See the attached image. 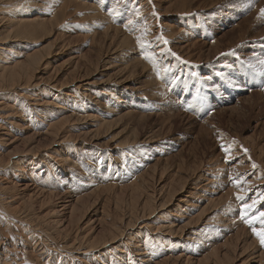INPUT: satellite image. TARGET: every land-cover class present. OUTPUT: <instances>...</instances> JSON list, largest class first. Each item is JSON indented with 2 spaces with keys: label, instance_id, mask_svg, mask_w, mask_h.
Returning <instances> with one entry per match:
<instances>
[{
  "label": "rangeland",
  "instance_id": "1",
  "mask_svg": "<svg viewBox=\"0 0 264 264\" xmlns=\"http://www.w3.org/2000/svg\"><path fill=\"white\" fill-rule=\"evenodd\" d=\"M41 1L43 0H34L29 5V9L25 10L28 13L37 11L38 14L43 15L44 11L47 12L48 9L46 8L48 6H45V8L40 3ZM96 1H99L101 4L100 7L103 9L105 16L110 19L109 21L113 18L116 20V23L113 24L114 26L116 24L119 26L125 22H131L134 24L133 27L137 29L136 32L141 34L139 37L143 38H141V44H147L145 45L146 48L144 46L143 52L140 47L134 50L135 52L131 51L136 48V45H132V43L125 46L122 45L118 49L121 51L124 48L121 51L125 59L122 60V63L124 66L129 65L130 68L128 70L130 74L132 73V81L128 85L130 87L128 90L119 88L115 84L112 87L114 90L117 89L119 94L121 92L120 98L129 102L130 106H132L134 117L132 116V119L129 118L130 120L123 118L124 120L120 121L118 127L114 126L107 131L106 138L109 140L117 139L121 142L129 138L131 140V143L129 142L131 147L129 146L128 148H131L134 153L144 152V154H150L153 147L145 142V140L149 136L153 137V141L155 140L156 142L154 143L155 146L161 151L163 150L165 156L163 162L165 165L163 169L164 173L162 170L156 171V174L155 171H150L153 174L149 173V177H145V182H143V184L146 183V186L143 185V189L146 192H143V189L141 191L137 189L133 190L132 187L129 189L130 183H125L123 186L125 185L126 189L116 190V192H112L113 194L110 193L109 196L106 193L100 195L84 193L78 196L66 187L65 189L53 190V196H50L48 193H51V191H44V193L43 189H39L40 185L36 181L37 176L41 175V172L43 174L46 169L44 162L54 152L53 148L56 147L54 144L57 142L53 141L52 135H48L47 137V134H44L42 131L30 127L28 125L29 122L13 118L15 124L12 125L10 136L14 137V139L16 137L17 140L14 141L8 137L10 141L7 140V145L3 149L0 146V156L3 155L1 157L2 160H0V163H2L0 165V185H9V189L3 193L4 197L16 198L18 196L14 207L23 204L24 209L22 212L28 211L35 221H39L43 225L42 227L45 231H49H47L48 234L52 232L51 235L58 236L57 238L60 236L61 239H58L60 242L67 239V237L72 240L83 238L82 236L90 232L94 239L101 240L107 234V226L121 222V219H124V222L127 221L124 216L128 212L129 204L132 207L135 205L141 208L147 195L153 193L156 197L155 201L160 200L161 194L158 193L159 185L163 186L165 183L164 185L170 184L171 187L170 182H173V179L176 178L181 179L180 187L185 186L186 188L194 181H199L202 184L204 178L208 177L210 172L213 173L214 168H217V174L223 178L222 183L225 184L226 182L224 189L227 191L229 188V190L234 191L236 185L233 182H238L241 175L249 171V169H253L252 165H255L256 178L257 180L260 179L258 182L261 183L257 182L254 190L249 193V200L253 195V200H257V204L259 205L256 213L264 211V199H260L261 193H264V76L260 75L261 72H264V64L260 63L264 61V16L261 15V10L264 9V0H160L161 2L159 0H90L89 2L93 4ZM84 2L86 1L84 0ZM6 6V4L1 3L0 15L2 14L1 10ZM72 7L77 11V17L91 13L90 9L84 11V9H77V6L72 5L70 8ZM70 8L68 13L75 12ZM144 8H146L143 11L145 13L140 10ZM139 10L141 13L136 15ZM44 15L48 16L50 14L47 12ZM69 18L63 20L60 17L61 20L59 19L58 23L53 22L54 30H48L47 34L42 31L43 34L40 32L34 38V41L39 42V46L36 49L45 48L42 50L43 54L55 58L51 60L50 68L45 71L42 78L47 83L59 81L58 83L62 84V86L57 82L55 83L59 85L58 89L60 90H65L66 88L63 86L70 83L72 79L68 78L69 73H65L67 67L63 66L62 70L55 68L56 61L63 63L65 60L73 57V55H77L82 59L78 64H73L79 70L82 68L88 69L87 71L90 72L91 76L101 72L105 61L110 64L109 67L113 66L114 68L116 64L119 65V62H115L112 56H110V60L106 55V51L104 50L105 48L107 50L108 45L103 38V40H100L101 36H97V33L96 36L94 35V38L91 37L94 40L92 41L87 30H69L71 25H68L69 29H67V24L70 21ZM64 21L66 22L64 23ZM174 24L173 30H169L168 28ZM112 29L113 27L111 28V36L113 35L112 37L115 38L116 43L120 42L119 35L117 36L114 33L115 28ZM59 31L63 32L59 33ZM159 32L160 34H158ZM153 34L156 41L163 44L162 52L159 55L153 54L154 47L146 42L147 36ZM63 37L64 39H68L63 41ZM96 38L99 40L98 42ZM164 41H167V43H164ZM61 42L65 43L62 44ZM61 44L68 45L62 49L61 54L56 55V51ZM3 45L4 41H0V48ZM189 45L191 46L188 47ZM15 46H11V49L14 50L13 47ZM128 46L129 48L133 47L131 50H128ZM181 47L189 54L184 53V50L182 52ZM145 49L148 53H145ZM111 52L112 50L108 54L110 55ZM124 53L127 54L124 55ZM144 53L148 55L149 59L144 58ZM85 54L87 55L84 56ZM49 56L46 57L49 58ZM101 56H103L102 59L100 58ZM88 57L91 58L89 59ZM135 57L138 59V62H142H133ZM208 57L210 58L208 59ZM85 59L88 60L85 61ZM100 60L103 63H99L101 62ZM132 62L134 63L133 66ZM147 70H150L152 73H149ZM154 73L156 76H154ZM151 74L153 75L152 79L158 80L156 83L159 82V85L157 84L159 90H165L168 94L161 90L160 92L162 93L158 91L159 94H156L153 87L148 91L151 94L146 91L145 99L143 96L141 98L136 94L134 90L143 87L146 76ZM95 78L98 82L101 81L100 75L95 76ZM47 88L43 86H38L34 90L30 88V95H46L43 89H46L48 94L57 92L48 86ZM113 89L111 88V90ZM164 92L167 96H165L166 94L164 95ZM11 93L7 92L4 94L8 96L14 95ZM29 100H24V107L33 106ZM116 105H118V112L124 109L118 102ZM123 130L128 133L130 131V133L122 135L121 131ZM35 133L37 134L35 135ZM69 134L71 140L73 139V141L77 142L74 156L79 159L78 164L81 165L84 160L87 161L90 155L92 156L97 153L95 147L92 146L93 143H90V141L92 142L91 139H87L88 137H84V135L74 130H71ZM133 138L138 139L134 140ZM83 143L87 144L86 147L88 149H83ZM221 145L229 148L230 154L227 157L221 149ZM36 146L39 147V150ZM32 147H35V149H32ZM108 148L110 149L107 151L112 150L110 151L111 154L115 155L116 151L111 144H109ZM126 150H119L120 155H123L122 151L126 152ZM99 153L95 156L96 162L101 157ZM35 154L38 155L36 156ZM245 167L247 168L246 170H244ZM84 168L83 166L80 168L81 172H84ZM107 170V166L102 168V172ZM237 173L238 175H236ZM40 192H43V194ZM141 193H144L146 197ZM139 198L142 202H139ZM119 209L121 210L120 212ZM181 214H185V212H181ZM148 222L153 223V219L149 218ZM86 226L91 231L89 229L86 231ZM242 227L244 229L247 228V233L242 231L244 234L242 235L241 233L242 237L239 238V241L232 236V240L225 245L223 243L227 241L223 240L226 238V234L223 233L224 238L221 235V237L218 236L216 238V241L219 242L216 246L219 247V249L217 248V257H214V255L209 260V264L216 262L217 258H220L217 264H229L228 262L230 264H257L259 262V253L264 254V248L262 245L263 249L260 247L259 242L256 245L254 244L255 246L253 245L252 229L247 224L243 223L241 229ZM84 228L85 230H83ZM181 241L177 242L175 240L174 243L177 244ZM191 256H193V262L195 263L197 256L193 254Z\"/></svg>",
  "mask_w": 264,
  "mask_h": 264
},
{
  "label": "bare ground",
  "instance_id": "2",
  "mask_svg": "<svg viewBox=\"0 0 264 264\" xmlns=\"http://www.w3.org/2000/svg\"><path fill=\"white\" fill-rule=\"evenodd\" d=\"M85 1L86 2H84V0H43L40 3H42L44 7L48 6V8L45 7L48 9L47 12L50 14L47 16L44 15L47 13L46 11H44V14L41 15L38 14L37 11L28 13L25 10L29 9V5H31L34 0H0V5L1 3L7 5L1 10L2 14L0 15V41H4V45L0 48V146L3 149V147L7 145V140L10 141L8 137L14 141L17 140L16 137L14 139V137L10 136L12 125L15 124L13 118H19V120L22 119L29 122L28 125L30 127H33L35 130L37 129L42 131L44 134H47V137L48 135H52V139H54L53 141L57 142L54 144L56 147L53 146L54 152L51 156H48L46 162H44L46 169L44 168L45 170L43 174L41 172V175L37 176L36 181L40 185L39 189H43V192L51 191V193H48L50 196H53V190L56 191L58 189H65V187L67 189H71L78 196L84 193H90L93 195L106 193L109 196L110 193L125 188V185L123 186L125 183H130L131 186L129 189L132 187L133 190L137 189L141 191L143 189V185L146 186V183L143 184V182H145V177H149V173H152L150 171H155V174L156 171L162 170L163 172L165 166L163 163L165 160L163 150L161 151L155 146L154 143L156 142L155 140L153 141V137L149 136L145 140V142L153 147L150 154H144V152L134 153L131 148H128L131 143L129 138L127 139L128 141L126 140L127 142H121L117 139L109 140L106 138L107 131L110 128H113L114 126L118 127L123 118L132 119L134 114V110L132 106H130L129 102L120 98L121 92L119 94L117 89L114 90L112 87V85L115 84L119 88L128 90V88H130L128 85L132 81V73L130 74V71L128 70V68H130L129 65L124 66L122 63L124 58L121 51L124 50V48H122L121 51L118 49L122 45L125 46L132 43V45H136V48L132 49L133 46L131 48L128 46V50L132 49L131 51L135 52L134 50L140 47V41L143 38L141 37V39L139 37L141 34L136 32L137 29L133 27L134 24L131 22V25L130 23L125 22L124 24L119 25L121 27L117 26V24L114 26L113 24L116 23V20L113 18L109 21L110 19L103 13V9L100 7L101 4L99 1H96L93 4H90V0ZM72 5L77 6V9H84V11L86 9H90L91 13H88L89 15L87 14L77 17V11H75L73 7L70 8ZM69 8L75 12L72 11L71 13H68ZM145 9L146 8L140 10L143 12ZM140 10L136 13V15L141 13ZM78 11L80 12V10ZM60 17L63 20L65 18L67 20V18L70 17L67 27L68 25H71L72 27L70 26V29L68 27L67 29L69 30H87L90 38H94L96 33L97 36H101L100 40L103 38L108 45L107 50L106 48L105 50L103 49L106 51V55L110 58V60V56H112L115 62H119V65L116 64L113 68V66L109 67L110 64L105 61V65H102L101 72H97V75H100L101 78L100 82H98L95 78L97 75L91 76L90 72L87 71L88 69L82 68L79 70L75 66L82 59L77 55H73V57L65 60L63 63L56 61L55 68L62 70L63 66L67 67L65 73H69L68 78L72 79L70 83L63 86L67 89H65L66 91L58 89L59 85L62 86V84L58 83L59 81H55L59 84L57 85L52 81L47 83L45 79L42 78L45 71L50 68L51 60L55 58L53 56L46 55L49 56V58H47L42 52L45 48L36 49V47L39 46V42L34 41V38L40 32L43 34V32L46 33L48 30H54L53 22L58 23ZM65 22L66 21H64V23ZM171 26L172 27L168 28L169 30H173L175 24ZM112 27L113 29L115 28L114 33H116L117 36L119 35L120 42L118 43L115 42L116 40L112 37L113 35L111 36ZM168 29H166L167 32H169ZM144 31L146 30L144 29ZM62 32L59 31V33ZM169 33L171 34V32ZM154 34L148 35L146 42L154 47L153 54L159 55V53L162 52L163 44L162 42L156 41ZM158 34H160V32ZM64 37L62 39L63 41L68 39H64ZM92 41L94 40L92 39ZM98 41L99 40H97V42ZM68 42L70 43V41ZM62 44L58 47L56 55L61 54L62 49L68 45ZM145 45L147 44H144V46ZM11 46H15L13 47L14 50L11 49ZM182 48L183 47H181V49ZM111 50L112 52L109 55L108 52L110 53ZM183 50L184 49H182V52ZM145 53H148L147 50ZM184 53H187L186 50H184ZM125 54L127 53H124V55ZM188 54L189 53H187V55ZM86 55L87 54L84 56ZM103 56L100 58L102 59ZM145 56L148 55L145 54ZM209 58L210 57H208V59ZM86 60L88 59H85V61ZM135 61L138 62L136 57L133 62ZM99 63H103V61ZM133 65L134 63L132 66ZM93 69L92 71H94ZM147 71L152 73L150 70ZM152 76V74L146 76L144 86L134 90L136 94L140 97L143 96L144 99L146 91L148 92L152 87L155 89L156 94L161 90H159L158 87L159 82L156 83L158 80L155 81V79H152ZM154 76H156V74ZM38 86H43L45 88L48 86L57 92H51L48 94L46 89H43V91L45 90L46 95H30V88L34 90V88ZM149 86L151 87L148 88ZM111 88L113 90H111ZM20 90H22V92H20ZM7 92H12L11 94L14 95L8 96L4 94ZM165 92L167 93V91ZM165 92L164 95L166 94ZM167 94L165 96H167ZM25 99L31 101L33 106L24 107ZM117 102L120 106L124 107L122 111L119 110L120 112L117 111ZM29 104L31 105V103ZM71 130L79 132L81 135H84V137H88L87 139H91L92 142L90 141V143H93L92 146L95 147L97 152L92 156L90 155L87 161L84 160L81 165L78 164L79 159L74 156L76 153L75 148L77 147V142L73 141V139L71 140V136L69 134ZM125 130L121 131L122 135L130 133V131L129 133L124 132ZM36 134L37 133H35V135ZM133 135L135 136L134 133ZM138 138L133 139L136 140ZM109 144H111L113 149L116 151L115 155L111 154L110 151L112 150L107 151L110 149L108 148ZM86 145L87 144L85 143L82 144L83 149H88ZM32 149H35V147H32ZM123 149L127 150L126 152L122 151L123 155H120L119 150ZM98 153L101 157L96 162L95 156H97ZM2 156H0V160H2ZM0 165H2V163H0ZM80 166L85 167L84 172H81ZM105 166L108 167V170L102 172V168ZM246 167L244 170L247 169ZM255 172L256 171L253 168L249 169V171L242 175L240 173L241 178H239L238 182H233V184L236 185V189L234 191L229 190V188L227 191L224 189L226 182L225 184L222 183L223 178L217 174V168H214L213 173L210 172L209 176L204 178L202 184H200L199 181H194L186 188L185 186L180 187L181 179L176 178L173 179V182H170L171 187L170 184L164 185L165 183L163 186L159 185L158 193L161 194L160 200L155 201L156 197L153 193L151 195H147L143 206L141 208L139 207L140 209L135 205L132 207L129 204L128 212L126 216H124L127 221L124 222V219H121V222H118L119 224L113 223L107 226V234L106 236L104 235L105 237L101 240L94 239L90 232L86 233L85 236H82L83 238H75L72 240L67 237V239H62L63 241L60 242V240H58L59 238L61 239L60 236L57 238L58 236L56 237L55 235H51L52 232L51 234H48V230L45 231L42 227L43 225H41L39 221H35V219H33L34 217L32 218L28 211L22 212L24 209L23 204L20 206L18 203L19 206L14 207L18 196L16 198H5L3 193L9 189V185H0V264H209V260L214 255V257H217V248L219 249V247L216 246L219 242L216 241V238L218 236H222V238H224L222 235L223 233L226 234V238H224L223 241H227L223 244L227 245L228 242L232 240V236L239 241V238H241L244 233H247V228L244 229V227H242L241 229V225L243 223L245 225L247 224V226L252 229L251 234L253 245H256V243L259 242L261 247L260 240L253 231V229H255L256 232H259L264 229V226H262L255 219V217L259 215V212L256 213L259 205H256V210L250 215L246 216L244 219L241 218V209L243 204H250L252 202L253 195L249 200V193L254 190L257 182L260 180H257V172L256 174ZM236 175H238V173ZM142 191L146 192L144 189ZM43 192L40 193L43 194ZM261 194L264 193L262 192ZM143 196H145V194ZM238 196L244 197V200H238ZM140 200L141 199L139 198V202H142V200ZM120 211L121 210L119 209V212ZM181 212H185V214H181ZM149 218H151V220L153 219V223L148 222ZM245 220H251V226L249 223H246ZM256 225L257 227L255 228ZM85 228L83 230H85ZM88 229L89 227H87L86 231ZM89 230L91 231V229ZM242 231H244V233H242ZM175 240L177 242H181L175 244ZM191 254L197 256L195 263L193 262V256H191ZM230 257L232 258V256ZM219 260L220 258H217L214 263L217 264ZM226 261L229 260L227 259ZM228 263L230 264V262ZM258 263L264 264V254L259 253Z\"/></svg>",
  "mask_w": 264,
  "mask_h": 264
},
{
  "label": "snow or ice",
  "instance_id": "3",
  "mask_svg": "<svg viewBox=\"0 0 264 264\" xmlns=\"http://www.w3.org/2000/svg\"><path fill=\"white\" fill-rule=\"evenodd\" d=\"M261 15L264 16V9L261 10ZM164 43H167V41H164ZM140 47H141V50L143 52L144 45L141 44ZM144 58L145 59H149L148 56H145ZM260 63L261 64H264V61H261ZM260 75L264 76V72H261ZM221 149L225 152L226 157L230 154V150L226 146L221 145ZM253 167L255 168L256 166L253 165ZM237 199L240 200V201H243L244 200V197L238 196ZM260 199H264V194H261ZM257 203H258L257 200H252V202L250 204L249 203H244L243 204V207L241 209V218L244 219L246 216H248L252 212H254L256 210ZM255 219L262 226H264V211L259 212V215L256 216ZM245 222L246 223H249L250 226L252 224V221L251 220H245ZM253 231L255 232V234L257 235V237L259 238L261 245L264 246V229H262V231H259V232H256L255 229H253Z\"/></svg>",
  "mask_w": 264,
  "mask_h": 264
}]
</instances>
